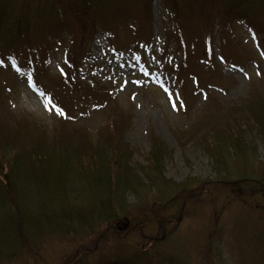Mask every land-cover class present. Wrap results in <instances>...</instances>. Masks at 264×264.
<instances>
[{
  "label": "rangeland",
  "instance_id": "374dc122",
  "mask_svg": "<svg viewBox=\"0 0 264 264\" xmlns=\"http://www.w3.org/2000/svg\"><path fill=\"white\" fill-rule=\"evenodd\" d=\"M5 1L34 8L39 1L49 7L51 2L61 5L64 0ZM144 1L149 5L147 21L141 0H106L105 14H100L106 29L89 43L86 59L80 56L81 43L79 38L75 41L73 25L58 32L55 43L39 36L37 52L21 49V57L27 56L33 64L32 72L46 58L47 65L43 64L36 78L21 64L8 65L0 58V128L16 126L20 130L30 124L38 130L49 129V136V132H63L80 137L89 132L99 143L115 127L117 135H112L108 146L120 144L118 159L134 180L129 185L136 188L134 194L121 199L128 218L144 223L143 229L134 223L127 232L119 230L122 225L115 221L92 225L79 237L50 235L42 241L41 259L34 255L33 245L24 241L21 260L65 264L82 257L79 264L82 260L97 264L99 259L104 264L125 253L120 246L128 252L139 244L142 234L157 238L164 229L165 237L156 250L163 258L172 257L175 264H264V211L256 212L255 205L243 203L232 189L217 184L223 172L217 165L220 159L216 160V147L228 140L221 133L229 126L247 143V164H240L255 177L264 170V146L255 124L245 118L239 122L244 113L230 119L237 112L264 108L259 104L264 103V41L258 21L219 12L211 22L209 15L218 5L213 0H202L200 5H196L199 0H173L180 10L177 19L169 14L173 9L165 1ZM197 7L204 10V18ZM206 21L210 23L208 32ZM178 28L184 46L174 33ZM33 40L28 35L23 42L33 48ZM19 47L0 50V55L11 52L15 63L14 52ZM79 56L86 61L84 65L76 64ZM68 61L80 67L65 81L58 74L65 70L71 74L73 64ZM87 95L85 106L76 112ZM57 107L63 109V115H57ZM234 140L229 137L228 141ZM152 147L162 148L164 158L159 165L164 181H172L182 190L163 197L172 199L166 207L141 212L156 196L154 192L149 195L150 180L145 173L152 165ZM228 150L233 156V150ZM102 153L104 159L112 158L109 148ZM232 156L227 160L232 161ZM237 168L230 169L231 178L237 177ZM185 187L194 191L192 199ZM2 194L0 189V196L6 199ZM30 196L24 199L27 204L39 200Z\"/></svg>",
  "mask_w": 264,
  "mask_h": 264
},
{
  "label": "trees",
  "instance_id": "16d2710c",
  "mask_svg": "<svg viewBox=\"0 0 264 264\" xmlns=\"http://www.w3.org/2000/svg\"><path fill=\"white\" fill-rule=\"evenodd\" d=\"M141 1L147 21L149 5L147 3L146 7L145 1ZM163 1L173 9V12L170 11L171 16L179 18L180 10L175 7L174 1ZM199 1L196 5L201 4L202 0ZM213 4L218 5L216 12L209 15L211 22L219 12H228L229 17L237 14L243 21L256 20L264 41V0H213ZM104 6L103 0H64L61 5L56 1L51 2L49 7L39 1L32 8L24 3L14 6L13 3L0 0V50L10 51L11 48L20 46L18 55H21L22 48L26 53L33 48L36 51L39 36L55 39L54 34L62 33L65 26L73 25L76 28L75 41L79 38L81 43L80 56L85 55V59L89 52V43L100 30L106 29L100 17V14H105L102 13ZM196 12H201V17H205L202 7H197ZM209 21H206V28H210ZM175 32L184 46L182 31L178 28ZM28 35L34 38L33 48L23 42ZM165 43L169 45L167 40ZM80 56L76 64L83 63ZM207 62H210V59H207ZM71 63L74 64L72 61ZM243 113L245 115H242ZM240 115L242 116L238 118L239 122L242 123L245 118L249 124H255L253 127L264 146L263 106L248 110L247 113L237 112L236 115L230 116V119ZM48 131L47 128L38 130L30 124L21 126L20 130L16 126L0 128V189L6 198L0 196V264H30L21 260L24 241L33 245V254L41 259L44 258L41 255L42 241L50 235L66 237L64 235L70 234L79 237V234L85 233L92 225L111 224L129 216L124 199L121 198L125 194H134L136 188L129 185V182L134 180L127 175L118 159L120 144L113 142L112 147L108 146L112 135H117L115 127L109 132V136L108 133L104 134L99 143L94 142L96 136L89 132L81 133L80 137H77V134H61L63 132H49V136ZM221 134L228 135V140L229 137L235 140H226L222 147H216V160L220 159L219 162L217 160V165L223 172L220 179H217V184H221L222 189H225V186L232 189L243 203L255 205L256 212L264 211V170L259 177H255L243 167L247 164L244 158H247L249 153L246 152L247 143L240 132L235 134L228 126ZM107 148L112 151L111 159L103 157L102 152ZM228 149L233 150V156ZM152 150V165H149L145 173L150 180L149 195L152 196L154 192L156 196L151 200L150 206L142 208L141 212L152 210L159 205L166 207L172 199L163 197L182 190L179 189L180 185L163 179L164 170L159 165L164 158L162 148L152 147ZM229 156L233 157L232 161L227 160ZM234 167H238L234 171L237 177L231 178L230 169ZM185 190L192 199L194 195L191 194L194 191L188 187H185ZM30 195L39 200L34 204H27L24 199H28ZM252 197L258 199H246ZM136 220L130 219L131 227L134 223L144 224ZM98 232L100 235L101 232ZM143 242L145 247L140 248V244H136L128 252L126 247L120 246L119 249L125 253L104 264H175L172 257L163 258L164 255L158 253L157 241L143 238L142 244ZM81 258H71L65 264H79L81 260H78ZM33 262L31 264H46L43 260L41 263L39 260ZM81 264L87 263L82 260Z\"/></svg>",
  "mask_w": 264,
  "mask_h": 264
},
{
  "label": "snow or ice",
  "instance_id": "6c2138e0",
  "mask_svg": "<svg viewBox=\"0 0 264 264\" xmlns=\"http://www.w3.org/2000/svg\"><path fill=\"white\" fill-rule=\"evenodd\" d=\"M174 107H175V105H173ZM56 112H57V115H63L64 113H63V109H60V108H58L57 107V109H56Z\"/></svg>",
  "mask_w": 264,
  "mask_h": 264
}]
</instances>
